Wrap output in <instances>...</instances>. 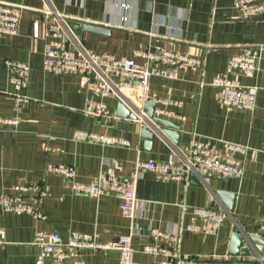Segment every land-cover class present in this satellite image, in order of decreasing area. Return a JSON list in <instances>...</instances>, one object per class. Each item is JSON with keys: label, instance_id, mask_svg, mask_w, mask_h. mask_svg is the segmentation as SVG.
Returning a JSON list of instances; mask_svg holds the SVG:
<instances>
[{"label": "crops", "instance_id": "obj_1", "mask_svg": "<svg viewBox=\"0 0 264 264\" xmlns=\"http://www.w3.org/2000/svg\"><path fill=\"white\" fill-rule=\"evenodd\" d=\"M234 0H0L22 8L17 33L0 37V118L17 121L0 131V195L33 206L45 221L32 215L0 211V264H35L38 231L55 233L62 243L73 233L97 234L100 243L131 234L136 264H158L159 257L145 253L152 230L171 233L176 240L160 242L173 264H264V3L251 12L235 9ZM74 50L142 65L139 54L163 50L202 59L198 72L185 70L174 79L153 77L149 97L156 110L169 112L158 119L176 128L155 126L151 140L141 134V123L117 117L122 104L132 115L146 111L133 90L100 97L94 75L58 76L43 70L46 46L55 38ZM91 27V29H84ZM94 28V29H92ZM100 30V31H99ZM262 47L258 68L250 77H239L242 86L256 95L253 111L228 109L218 104L214 78L226 72L231 56L243 47ZM28 69L26 85L18 90L5 70V62ZM109 84H117L110 78ZM24 100L16 105V96ZM107 106L113 118L89 114L87 101ZM145 112V113H144ZM155 112V111H154ZM138 117V118H139ZM77 132L124 139L127 148L82 140ZM177 136V137H176ZM209 139L219 151L224 144L246 148L233 158L242 162L241 179L216 174L191 176L175 183L149 172L138 176L136 217L123 218L120 202L111 195L92 198L78 194L73 183L91 184L112 174L125 182L136 162H165L173 150H184L194 141ZM55 166L74 170L73 183L51 173ZM29 189L16 190V187ZM205 208L224 215L216 234L191 233L190 210ZM231 206V208L229 207ZM237 232L247 254L234 251ZM249 236H254V240ZM84 264H119L113 250H82ZM257 258H262V262ZM44 264H49L46 260Z\"/></svg>", "mask_w": 264, "mask_h": 264}, {"label": "built area", "instance_id": "obj_2", "mask_svg": "<svg viewBox=\"0 0 264 264\" xmlns=\"http://www.w3.org/2000/svg\"><path fill=\"white\" fill-rule=\"evenodd\" d=\"M264 0H234L235 9H244L257 12L262 9ZM22 8L0 3V37L14 36L17 33ZM51 34L55 38L49 43L43 55V70L49 74L66 76L75 75L88 79L94 75L97 83L94 85V93L100 97H110L117 92L133 90L141 96V105L150 101L149 81L153 77L162 79H174L179 73L190 70L198 72L203 68L202 59L163 50L161 52H144L139 54L143 57V64L138 65L128 58H115L108 55H95L85 53L81 50H74L64 42L57 41L58 33L52 27ZM262 47H243L238 54L231 56L226 72L214 78L212 86L216 89L215 101L228 108H241L246 111H253L256 105L254 90L241 85L239 77H250L258 68ZM5 70L11 82L18 90L26 85L28 69L26 66L12 62H5ZM117 79V84H109V79ZM24 97H15L16 105L20 104ZM88 113L109 121L113 118L107 106L102 102L89 99L86 103ZM145 113V112H144ZM160 115L171 116L169 112H162L155 109L154 117ZM139 117V116H138ZM136 115V121L141 122L142 116ZM143 119V118H142ZM17 121L0 118V131L5 128H12ZM77 137L82 140L99 142L101 145H111L127 148L129 142L124 139H117L107 136H100L86 132H77ZM246 148L236 145L224 144V151H219L215 143L209 139L194 141L184 150H173L165 162H136L135 172L129 180L123 182L115 175H101L91 184L73 183L74 170L70 167L55 166L50 168L51 173L63 176L73 183V189L78 194L98 198L103 195H111L120 202L123 218L133 222L136 217V185L138 176L142 172H149L158 179L183 183L191 176H204L212 173L224 179H241L244 174L242 162L233 158L236 152L244 153ZM16 190L29 189L16 187ZM188 207L181 206L182 212H187ZM194 221L187 225L186 230L191 233H203L214 235L217 229L223 224L224 215L216 214L205 208H190ZM0 211L14 215L28 214L36 219L45 221L46 216L42 215L33 206L17 202L12 196L0 195ZM264 231V225L261 227ZM97 234L73 233L68 242L62 243L55 233L38 231L34 235V245L38 247L35 264H84L80 260L82 250H113L119 254V264H136L133 260L134 250L132 248L131 234L123 235L116 240L107 243H100ZM151 246L145 248V253L159 257L158 264H173V260L180 261L181 258L172 256L170 251L160 242L176 240L171 233H164L152 230L150 234ZM4 244V234L0 230V245ZM245 248V247H244ZM262 262V258H257Z\"/></svg>", "mask_w": 264, "mask_h": 264}, {"label": "water", "instance_id": "obj_3", "mask_svg": "<svg viewBox=\"0 0 264 264\" xmlns=\"http://www.w3.org/2000/svg\"><path fill=\"white\" fill-rule=\"evenodd\" d=\"M86 29H91V27L84 28ZM94 29V28H92ZM100 31V30H99ZM156 106L152 104L151 102H147L143 106V110L147 112L146 114V119H145V124L141 127V134L142 138L145 140H151L153 138L152 132H156L155 126H165L166 128L169 129H175L176 126L166 120H161L158 118L154 117V111ZM117 117L119 118H125V119H132L136 120V116L132 115L122 104L118 105V114ZM151 129V131L149 130ZM177 137V136H176ZM231 208V206H229ZM250 239L254 240V236H249ZM233 247L235 253H237V249H239V254L241 255H246L247 254V248H244L243 241L240 239L239 235L237 232L233 233ZM260 254H264V248L260 249Z\"/></svg>", "mask_w": 264, "mask_h": 264}]
</instances>
